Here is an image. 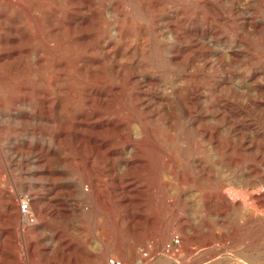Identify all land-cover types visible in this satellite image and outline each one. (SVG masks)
Returning a JSON list of instances; mask_svg holds the SVG:
<instances>
[{"label": "rangeland", "instance_id": "obj_1", "mask_svg": "<svg viewBox=\"0 0 264 264\" xmlns=\"http://www.w3.org/2000/svg\"><path fill=\"white\" fill-rule=\"evenodd\" d=\"M113 260L264 264V0H0V264Z\"/></svg>", "mask_w": 264, "mask_h": 264}, {"label": "bare ground", "instance_id": "obj_2", "mask_svg": "<svg viewBox=\"0 0 264 264\" xmlns=\"http://www.w3.org/2000/svg\"><path fill=\"white\" fill-rule=\"evenodd\" d=\"M5 19V18H4ZM3 19V20H4ZM5 21V20H4ZM11 21H13V20H11ZM34 23V22H33ZM33 33H34V30H33ZM18 36V35H17ZM34 37V36H33ZM20 40V39H19ZM6 41V40H5ZM7 42V41H6ZM12 44V43H11ZM18 45H19V43H18ZM10 46V45H9ZM17 48V47H16ZM9 49V48H8ZM24 51V50H23ZM16 58V57H15ZM12 59V58H11ZM14 59V58H13ZM13 59H12V61H13ZM47 96V95H46ZM45 98V97H44ZM49 98V97H48ZM43 104V103H42ZM46 105V104H45ZM45 105H43V106H45ZM48 105V104H47ZM46 105V107H48ZM51 106H49V108H50ZM40 198V197H39ZM32 199V198H31ZM38 199V198H37ZM36 199V200H37ZM27 203V202H26ZM25 203V204H26ZM30 204V203H29ZM37 204V203H36ZM35 204V205H36ZM6 207H7V209H9V211L11 210V209H14V205H13V203H12V199H10V198H7V205H6ZM26 207V209H25V211H24V213H23V211L21 212L22 214H21V216L24 218V220H29V217H30V212H31V207H30V205H29V207H28V204L25 206ZM38 208V207H37ZM22 210V209H21ZM40 211H42V210H40ZM16 212V211H15ZM39 212V211H38ZM41 213V212H40ZM17 215V214H16ZM20 216V217H21ZM31 219V218H30ZM21 220V219H20ZM23 220V219H22ZM109 264H110V261L108 262Z\"/></svg>", "mask_w": 264, "mask_h": 264}, {"label": "built area", "instance_id": "obj_3", "mask_svg": "<svg viewBox=\"0 0 264 264\" xmlns=\"http://www.w3.org/2000/svg\"><path fill=\"white\" fill-rule=\"evenodd\" d=\"M24 208H25V206H23L22 209L24 210ZM175 243H179V240L176 239V240H175ZM111 263H112V264H122V262H117V261H114V260H113Z\"/></svg>", "mask_w": 264, "mask_h": 264}, {"label": "crops", "instance_id": "obj_4", "mask_svg": "<svg viewBox=\"0 0 264 264\" xmlns=\"http://www.w3.org/2000/svg\"><path fill=\"white\" fill-rule=\"evenodd\" d=\"M101 256H102L101 253H98V254H97V259H98V261H100Z\"/></svg>", "mask_w": 264, "mask_h": 264}]
</instances>
